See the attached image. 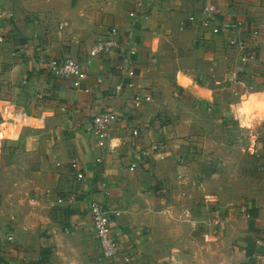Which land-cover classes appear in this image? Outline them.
<instances>
[{"label": "crops", "instance_id": "crops-1", "mask_svg": "<svg viewBox=\"0 0 264 264\" xmlns=\"http://www.w3.org/2000/svg\"><path fill=\"white\" fill-rule=\"evenodd\" d=\"M16 1L27 10L14 8ZM101 1L105 0H0V17H22L26 12L34 18L58 20L63 28L59 32L61 40L52 42L49 37L45 41L44 59L66 55L83 59L114 26L119 27L121 39L131 37L138 51L126 74L116 68L123 61L117 53L96 57L86 83L90 90L85 91L75 88L70 78L53 77L37 60V50L42 48L34 46L39 41L34 40L33 46L31 41L25 43L20 30L2 21L3 33L12 36L13 54L18 53L17 70H23V77L30 76L33 84L34 100L24 109L37 116L44 135L37 141L42 148L41 165L31 175L41 179L38 185L33 183L37 196L32 199L37 204L33 208L42 211L41 220H29L25 225L17 220L16 229L0 228V264H100L102 248L88 214V199L99 191L103 181L108 183L109 203L115 211L112 217L120 244L118 258L129 257V264H165L155 259L151 243L143 238L141 181L143 163L146 167L151 162L159 164L163 147L171 149L175 156L179 152L180 139L170 135L177 125L161 121L164 110H168L164 98L178 91L172 94H181L203 107L211 103L213 82L219 83L220 77L224 80L235 73L244 77L249 67L256 77L264 64V0H119L123 3L120 11H116L117 0H106L107 14L103 18ZM9 3L13 8H7ZM205 19L217 27L225 22L242 25L240 31L214 33L203 27ZM254 30L259 31L256 37ZM233 36L245 41L246 47L232 45ZM249 53L257 55V63L240 61ZM226 65L229 70L220 73L218 67ZM247 90L246 95L251 97L254 86L250 84ZM136 94L145 96L139 106L135 105ZM114 111L119 117L102 146L91 130L92 120L98 114ZM156 147L161 150L151 155ZM255 152L264 162V147L258 143ZM74 161L87 167L85 179L77 178L71 165ZM132 164H136L133 170ZM154 169L150 168L149 173ZM134 177H140L139 185L133 183ZM253 188L255 197L247 208L251 236L239 241V245L253 261H264V187ZM56 195L62 212L49 216L47 208ZM22 226L25 237L19 233ZM7 232L15 236L14 241H7Z\"/></svg>", "mask_w": 264, "mask_h": 264}, {"label": "rangeland", "instance_id": "rangeland-1", "mask_svg": "<svg viewBox=\"0 0 264 264\" xmlns=\"http://www.w3.org/2000/svg\"><path fill=\"white\" fill-rule=\"evenodd\" d=\"M121 4L116 1V11H120ZM13 5L27 10L19 1ZM13 5L9 3L7 8ZM100 6L103 18L108 2L101 1ZM23 14L0 17V37H3L0 40V228L3 230L16 229L18 222L25 225L29 220H41L42 211L33 208L37 204L32 202L37 196L33 183L36 181L38 185L41 179L31 175L41 165L42 148L37 141L43 140L44 132L37 116L24 109L34 100L33 84L30 76L23 77V70H17L18 53L13 54L12 36L3 33L2 21L13 30H20L25 43L31 41L33 46L34 40H38L34 46L42 48L37 50L38 57L47 55L44 43L49 37L52 42L61 40L59 32L63 29L56 18ZM118 17L117 13L115 22ZM53 47L58 50L56 45ZM65 52L76 55L73 51ZM228 65L218 67L220 73L228 71ZM260 67L256 77L252 76L251 67L243 73L245 83L254 86L251 97L246 95L247 91L243 96L248 99L234 95V83L221 77L216 85L213 82L211 103L203 107L200 104L197 107V103L181 94H172L178 91L166 94L164 103L168 110H164L161 121L177 125L170 135L180 139L179 152L175 156L171 149L163 147L164 151H159L162 154L159 164L151 162L146 167L143 163L141 178L143 238L151 243L154 257L160 263L264 264L250 259L239 245V241L249 240L251 236L247 208L255 197L253 187L261 190L264 187V162L255 152L258 143L264 147V64ZM235 76L236 73L232 77ZM152 149L151 155L161 150ZM152 167L156 168L154 174L149 173ZM133 179L139 185L140 177ZM57 198V195L51 198L49 216L62 212L63 207L56 204ZM25 231L24 227L19 230L20 235L27 236Z\"/></svg>", "mask_w": 264, "mask_h": 264}, {"label": "built area", "instance_id": "built-area-1", "mask_svg": "<svg viewBox=\"0 0 264 264\" xmlns=\"http://www.w3.org/2000/svg\"><path fill=\"white\" fill-rule=\"evenodd\" d=\"M133 15L134 13L132 12L131 16ZM194 19L195 17L192 16L191 20ZM202 25L205 28H210L214 33H221L229 30L240 31L242 22H238L237 24L225 22L221 27H217L211 26V21L205 19ZM258 34L259 31L254 30L253 35L256 37ZM0 40L2 41L3 38L0 37ZM230 43L242 48L246 47L245 41L240 40L237 36H233ZM111 52L117 53V55L123 59L122 63L117 65L116 68L125 74L128 73V69L137 56L138 51L134 47L131 37L126 41L121 39L120 29L116 26L112 27L103 38L98 39L87 51L83 59L66 55L63 57H54L50 60L40 57L37 60L46 65V68H48L53 77L70 78L75 88L89 91L90 89L86 87V83L90 77L94 59L100 55L109 54ZM240 61L244 64H254L258 62V57L254 53L244 54L240 57ZM244 79L245 78L240 75L230 78V81L234 83V89L232 91L234 95L239 97L245 95L249 85L245 83ZM130 86H132V84H130ZM144 99L145 96L143 94H136L134 96L135 105H141ZM118 117V113L114 111L98 114L93 118L91 130L98 135L100 145H106L110 127ZM98 161L101 160L98 159ZM71 165L72 168L75 169L78 179L86 178L87 167L85 165H80L79 161H74ZM135 166L136 164H132L131 169L133 170ZM98 188V192H94L89 196L88 214L93 221L102 248V259L100 264H129L131 262L129 257H124L123 259L118 258L120 244L113 230L114 220L112 215L115 211L113 206L109 203L111 193L107 181L101 182ZM247 216L249 217L250 215L247 213ZM6 238L7 241L11 242L14 241L15 236L7 232Z\"/></svg>", "mask_w": 264, "mask_h": 264}]
</instances>
